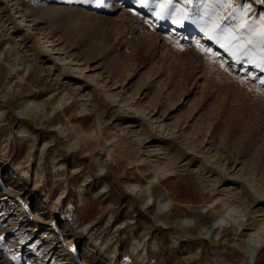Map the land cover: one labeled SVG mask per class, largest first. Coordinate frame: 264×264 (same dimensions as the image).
Wrapping results in <instances>:
<instances>
[{"label":"rangeland","instance_id":"1","mask_svg":"<svg viewBox=\"0 0 264 264\" xmlns=\"http://www.w3.org/2000/svg\"><path fill=\"white\" fill-rule=\"evenodd\" d=\"M162 2L0 0V264H264V0Z\"/></svg>","mask_w":264,"mask_h":264},{"label":"snow or ice","instance_id":"2","mask_svg":"<svg viewBox=\"0 0 264 264\" xmlns=\"http://www.w3.org/2000/svg\"><path fill=\"white\" fill-rule=\"evenodd\" d=\"M225 2L230 3V0H225ZM134 3L142 5L143 7H150V0H134ZM170 3V0H165V2H162L160 7L161 9H166L168 7V4ZM163 11L158 14V18H161L163 15ZM262 21V29H264V16L261 17ZM215 31L213 32L212 36L210 39H215L217 43H220L217 37V33L219 32V26H214ZM248 31L251 32V27H248ZM244 39L243 31L240 33H236L234 36L230 38L231 43H237L240 40ZM247 44L249 46H252L253 44H259L261 48H264V30H262L258 35L250 37V39L247 41ZM221 47H224L226 51H231L230 48H228L225 44H221ZM247 48L242 49L243 52H247ZM210 51V50H206ZM257 67L264 68V63L258 64ZM264 83V81H262Z\"/></svg>","mask_w":264,"mask_h":264},{"label":"bare ground","instance_id":"3","mask_svg":"<svg viewBox=\"0 0 264 264\" xmlns=\"http://www.w3.org/2000/svg\"><path fill=\"white\" fill-rule=\"evenodd\" d=\"M101 1H103V0H101ZM18 16L21 19L20 23L25 25V26H28V23H27V20L25 19V17L21 14H18ZM175 27H177V26H175ZM31 29H32V33H34L39 38L38 47H39V49L43 50L44 54L50 55L52 53H56V52H53L52 49H50V44L45 37L41 36V34L35 28H31ZM54 59H56V61L58 63H61L64 68L68 67L67 64H65V61L62 58H60L59 56H54ZM8 86H9V81H7L5 88H7ZM137 186L138 185H136V184H131V187L134 189L137 188ZM138 190H141V187H139ZM166 201L159 202V209L160 210L164 209L167 206ZM230 215L231 214L229 212H227L225 215L219 214L217 222L218 223L230 222L231 220H233V217ZM257 243H258V241L252 240L251 242H249V248H251L252 250H255Z\"/></svg>","mask_w":264,"mask_h":264}]
</instances>
